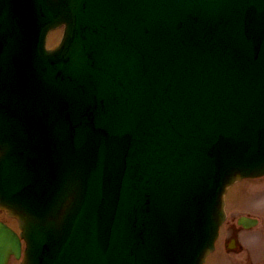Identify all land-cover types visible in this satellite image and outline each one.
<instances>
[{
    "label": "water",
    "instance_id": "water-1",
    "mask_svg": "<svg viewBox=\"0 0 264 264\" xmlns=\"http://www.w3.org/2000/svg\"><path fill=\"white\" fill-rule=\"evenodd\" d=\"M263 174L264 0H0V208L22 264H203L226 187Z\"/></svg>",
    "mask_w": 264,
    "mask_h": 264
},
{
    "label": "rangeland",
    "instance_id": "rangeland-1",
    "mask_svg": "<svg viewBox=\"0 0 264 264\" xmlns=\"http://www.w3.org/2000/svg\"><path fill=\"white\" fill-rule=\"evenodd\" d=\"M56 40L57 39L50 41L49 45H53ZM226 206L227 210L233 208L229 211L228 221L235 219L240 214H246L249 212L248 210L254 209L264 216V186L261 188L260 192L254 193L251 182L245 181L238 183L228 190L226 195ZM224 229H226V232L222 233L220 238L221 242L227 237V228ZM242 240L247 247L246 253L230 256L224 251V243H221L217 250L208 257L205 264H240L241 261L247 258L248 254L253 255L255 257L254 259L258 260L257 264H264V257H262L264 255V227L258 229L253 234L243 236ZM11 264H15V262Z\"/></svg>",
    "mask_w": 264,
    "mask_h": 264
}]
</instances>
